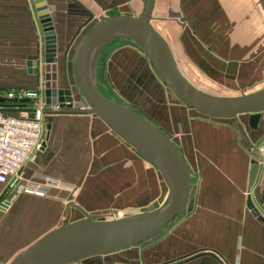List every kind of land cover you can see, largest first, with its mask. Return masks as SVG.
Listing matches in <instances>:
<instances>
[{
	"label": "crops",
	"instance_id": "1",
	"mask_svg": "<svg viewBox=\"0 0 264 264\" xmlns=\"http://www.w3.org/2000/svg\"><path fill=\"white\" fill-rule=\"evenodd\" d=\"M45 2L57 38L60 88L74 86L71 56L90 24L106 12L141 14L139 0ZM169 2L164 9L168 15ZM179 4L173 13L185 18L182 45L192 65L233 91L264 90V11L259 1L179 0ZM44 36L36 0H0V91L43 89V73L34 74L32 64L44 55ZM121 56L123 63L127 56L126 63L142 68L153 84V94L146 99L152 113L147 116L173 136L189 164L193 201L187 207L190 216L176 219L163 237L82 264H264V222L255 212L264 217V155L257 154L264 146V114L256 128L250 114L204 116L181 103L135 47L127 46ZM137 86L148 93L147 85ZM47 118L43 142L19 179L11 186L0 182L2 264H10L45 233L81 220L86 213L102 218L107 212L129 213L156 199H170L156 166L99 117L52 115L50 130ZM47 180L61 185L48 186L44 196L24 190L46 185Z\"/></svg>",
	"mask_w": 264,
	"mask_h": 264
},
{
	"label": "water",
	"instance_id": "2",
	"mask_svg": "<svg viewBox=\"0 0 264 264\" xmlns=\"http://www.w3.org/2000/svg\"><path fill=\"white\" fill-rule=\"evenodd\" d=\"M144 1L146 8L140 16L106 12L91 24L71 56L74 86L60 88L53 20L45 0H36L45 35V52L42 59L34 60L32 66L34 74L40 76L43 73L48 130L52 115L92 114L99 117L114 134L156 166L170 190L168 203L162 207L150 206L139 214L118 219H104L86 213L81 220L45 233L10 264H82L93 257L144 246L173 224L193 201L191 170L173 136L147 115L103 95L95 84L98 57L113 39L121 36L130 38L147 56L165 86L184 105L215 119L250 114L251 126H258L264 114V90L218 96L194 86L182 72L170 42L153 25L155 17L168 15L164 10L167 0ZM258 1L264 11V0ZM172 2H169V15L173 17L176 13H173ZM185 22L183 18V25ZM157 25L164 27L165 23ZM173 26L171 22L167 28L177 41ZM17 101L0 97V103ZM23 102L28 103L29 100L24 99ZM256 168L257 165L253 173ZM249 205L253 208L251 201ZM255 212L264 222V217L257 210Z\"/></svg>",
	"mask_w": 264,
	"mask_h": 264
},
{
	"label": "rangeland",
	"instance_id": "3",
	"mask_svg": "<svg viewBox=\"0 0 264 264\" xmlns=\"http://www.w3.org/2000/svg\"><path fill=\"white\" fill-rule=\"evenodd\" d=\"M139 1H141L140 3L141 12L140 13L142 14L146 8V2L144 0H139ZM172 1H173L172 2L173 9L176 8V10H179L180 9L179 0H172ZM159 22L165 23V26L159 27L157 25ZM171 22H173L174 24V26L172 27V30L175 31L174 33H176L175 37L177 38V41L174 40L172 36H170L171 34L167 28L168 24H170ZM153 25L157 27L158 30L163 35H166V37H168L167 39L170 42L171 47L177 56V62L179 63L181 70L183 71L185 75H188L193 80V84L196 87H198L199 89L209 94L218 95V96H222V95H233L234 96V95H241L244 93L240 91L238 92L233 91L232 89L226 86H223L216 82H212L211 80L207 79L205 74H203L200 70H198L196 67L192 65V62L190 61L187 54H185L183 50L182 38L184 36V30L186 28V24L183 25V18L181 15H177L176 13L173 17L170 15H165L164 17H155L153 19ZM81 40L82 38H79L78 42L80 43ZM127 46L135 47L140 56L142 57L145 56V58L148 59L147 56L143 53V51L130 38L126 36L117 37L116 39H114V41L111 44L108 45V47L105 48L101 56L99 55L100 57H98V60L95 66V72H94L95 84L97 88L99 89V91L103 95L107 96L108 98L115 100L117 102H120L128 107H131L140 113L148 115L149 112L152 113V110L150 109V105L147 104L148 102H146V99L149 93L153 94L151 92V89L153 88V84L148 80V76L146 75V73L145 74L142 73V68L140 70H137L132 65L131 62L126 63L125 59H127L126 58L127 56H125L124 58V63L122 62L123 56H121V52L125 50ZM152 70H153V74H155V76L157 75L156 77L159 80H161V78L155 71L154 67L152 68ZM117 75H119V80H120V81L118 80L119 82L115 80ZM136 84L137 85L139 84V86L143 85L144 88H146L145 86L147 85V88L149 90L148 93L146 94L145 92L143 93L142 91L140 92ZM257 149L259 150V152L257 153L259 156L260 154L264 155V146L261 148H257ZM259 162L260 161H258L257 163ZM192 185L193 187L194 185L196 186L197 180H193ZM167 202L168 201L165 198L156 199L155 201L151 202V204L149 205L136 208L135 210L133 209L134 211H131L129 213L127 212L128 214L125 211L124 212H121V211L120 212L119 211L107 212L106 215L102 218L115 219L114 217H116V215L117 217L123 218V217L138 214L142 212L143 210L149 208L150 206H154V205H158L160 207L165 206ZM189 216H190V213H188L186 209L177 219L182 218L184 220V218L189 217ZM166 230L153 240L163 237L165 235ZM126 250H129V249L127 248ZM132 258H134V256L129 255V259H132ZM127 261L130 262V260H127Z\"/></svg>",
	"mask_w": 264,
	"mask_h": 264
},
{
	"label": "built area",
	"instance_id": "4",
	"mask_svg": "<svg viewBox=\"0 0 264 264\" xmlns=\"http://www.w3.org/2000/svg\"><path fill=\"white\" fill-rule=\"evenodd\" d=\"M0 97L22 102V106H14L17 102H4L2 104L8 105H0V182L11 186L19 179L24 165L43 142L46 105L43 89L0 91ZM24 99L29 102H23ZM50 185L60 186L61 182L47 180L46 185L27 186L24 190L44 196Z\"/></svg>",
	"mask_w": 264,
	"mask_h": 264
},
{
	"label": "trees",
	"instance_id": "5",
	"mask_svg": "<svg viewBox=\"0 0 264 264\" xmlns=\"http://www.w3.org/2000/svg\"><path fill=\"white\" fill-rule=\"evenodd\" d=\"M0 105H8V104H2V103H0ZM22 106V102H17V104H14V106Z\"/></svg>",
	"mask_w": 264,
	"mask_h": 264
},
{
	"label": "bare ground",
	"instance_id": "6",
	"mask_svg": "<svg viewBox=\"0 0 264 264\" xmlns=\"http://www.w3.org/2000/svg\"><path fill=\"white\" fill-rule=\"evenodd\" d=\"M118 218H122V217H117V216L115 217V219H118Z\"/></svg>",
	"mask_w": 264,
	"mask_h": 264
}]
</instances>
